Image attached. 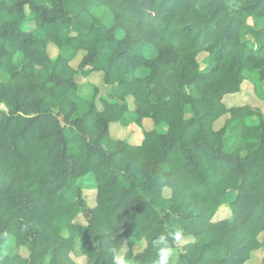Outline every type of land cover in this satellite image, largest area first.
Here are the masks:
<instances>
[{
  "label": "trees",
  "instance_id": "trees-1",
  "mask_svg": "<svg viewBox=\"0 0 264 264\" xmlns=\"http://www.w3.org/2000/svg\"><path fill=\"white\" fill-rule=\"evenodd\" d=\"M247 71L264 82V0H0V264H111L130 238V264H152L177 229L171 264H247L264 248V114L224 103ZM99 73L109 93L85 98L76 78ZM145 120L138 145L111 135Z\"/></svg>",
  "mask_w": 264,
  "mask_h": 264
},
{
  "label": "rangeland",
  "instance_id": "rangeland-1",
  "mask_svg": "<svg viewBox=\"0 0 264 264\" xmlns=\"http://www.w3.org/2000/svg\"><path fill=\"white\" fill-rule=\"evenodd\" d=\"M49 54L51 58H55L57 56V48L53 45L49 46ZM148 56H155V50L153 48H149L147 51ZM83 57V53H81L78 58L72 63L73 67H77L81 58ZM207 57L206 53H202L198 59L200 62H204ZM246 76L248 81H246L241 91L235 95H228L224 98V103L228 108L233 107H242V106H250L252 108L260 109L264 114V82L260 79L258 73L256 72H246ZM102 77L103 74H94L89 78L77 77V81L79 82L81 88V95L85 98H91L93 96V85L100 87L99 97H106L109 93V88L102 86ZM129 104L131 109H133V101L129 99ZM228 116H224L222 119L215 123V129L219 130L222 128L227 120ZM149 122H152L148 120ZM256 121L250 119L247 121V125H253ZM153 126L150 123H145L143 126H138L136 124H131L128 128L122 127L121 124H112L111 125V135L115 139L127 140L129 143L138 145L143 140V132L146 130H150ZM166 197L170 196V190L164 192ZM85 196L87 199V203L90 207H94L96 205V192L93 190L85 191ZM230 217V211L227 208H222L216 219L222 220ZM77 224L84 225L86 221L83 217L79 216L76 220ZM188 241H183L177 244L178 248L184 246ZM126 246L129 250L134 253H140L145 248V241H137L133 238H130L126 243ZM21 254L23 256H27V252L25 249H21ZM264 257V248L254 252L251 256V260L247 264H262V260ZM72 258L77 264H86L87 258L80 255H72Z\"/></svg>",
  "mask_w": 264,
  "mask_h": 264
},
{
  "label": "clouds",
  "instance_id": "clouds-1",
  "mask_svg": "<svg viewBox=\"0 0 264 264\" xmlns=\"http://www.w3.org/2000/svg\"><path fill=\"white\" fill-rule=\"evenodd\" d=\"M184 238V233L180 229L159 235L153 241L156 253L152 264H171L172 257L174 256L173 243L178 244ZM129 251L131 250L124 243L114 245L111 249V264H130Z\"/></svg>",
  "mask_w": 264,
  "mask_h": 264
},
{
  "label": "crops",
  "instance_id": "crops-1",
  "mask_svg": "<svg viewBox=\"0 0 264 264\" xmlns=\"http://www.w3.org/2000/svg\"><path fill=\"white\" fill-rule=\"evenodd\" d=\"M145 123H150L153 126L152 128H150V130H152L154 128V124L152 122H149L148 120H145L143 124H145ZM150 130H146V131H150Z\"/></svg>",
  "mask_w": 264,
  "mask_h": 264
}]
</instances>
